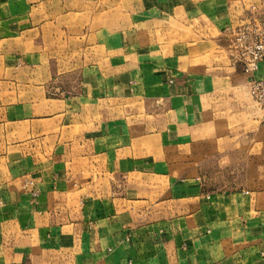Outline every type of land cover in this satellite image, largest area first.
<instances>
[{
	"label": "crops",
	"instance_id": "obj_1",
	"mask_svg": "<svg viewBox=\"0 0 264 264\" xmlns=\"http://www.w3.org/2000/svg\"><path fill=\"white\" fill-rule=\"evenodd\" d=\"M147 3L159 29L123 65L96 59L72 94L0 106V264H264V122L247 87L264 61L245 74L226 34L264 0Z\"/></svg>",
	"mask_w": 264,
	"mask_h": 264
},
{
	"label": "rangeland",
	"instance_id": "obj_2",
	"mask_svg": "<svg viewBox=\"0 0 264 264\" xmlns=\"http://www.w3.org/2000/svg\"><path fill=\"white\" fill-rule=\"evenodd\" d=\"M148 1L0 0V29L4 32L0 45L3 51H9V55L0 56V63L5 64H0V106L7 97L21 96L25 100L44 93L53 98L72 94L90 71L95 74L96 59H103V65H123L126 61L120 53L127 56L129 45L141 48L145 32L159 29V25L145 23L157 20L161 14V10L150 13L152 9H146ZM251 12L243 22L227 30L232 51L233 29L252 19L264 21V16ZM31 15L33 23L18 19ZM12 17L16 19L7 20ZM16 37L22 43L20 48L11 40ZM233 54L237 60L234 51ZM121 68L119 73L126 74ZM11 82H18V87L7 86ZM208 161L205 174L211 187V157Z\"/></svg>",
	"mask_w": 264,
	"mask_h": 264
},
{
	"label": "built area",
	"instance_id": "obj_3",
	"mask_svg": "<svg viewBox=\"0 0 264 264\" xmlns=\"http://www.w3.org/2000/svg\"><path fill=\"white\" fill-rule=\"evenodd\" d=\"M231 46L244 72L253 74L260 62L264 61V21L252 19L231 32ZM250 96L263 114L264 122V81L248 80Z\"/></svg>",
	"mask_w": 264,
	"mask_h": 264
}]
</instances>
